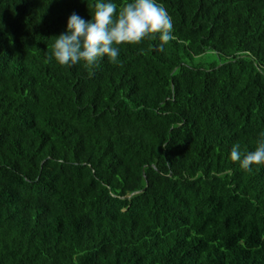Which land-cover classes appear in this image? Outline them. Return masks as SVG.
I'll return each instance as SVG.
<instances>
[{
  "label": "trees",
  "instance_id": "obj_1",
  "mask_svg": "<svg viewBox=\"0 0 264 264\" xmlns=\"http://www.w3.org/2000/svg\"><path fill=\"white\" fill-rule=\"evenodd\" d=\"M95 2L0 0V264H264V165L230 156L264 133V0H157L163 51L60 65Z\"/></svg>",
  "mask_w": 264,
  "mask_h": 264
},
{
  "label": "clouds",
  "instance_id": "obj_2",
  "mask_svg": "<svg viewBox=\"0 0 264 264\" xmlns=\"http://www.w3.org/2000/svg\"><path fill=\"white\" fill-rule=\"evenodd\" d=\"M91 20L76 13L68 18L67 31L56 36L52 54L62 66L81 61L85 67H96L105 56L119 63L121 44H140L145 39H159V50L174 39L172 18L157 0H129L119 11L112 0H96ZM51 59V57H50ZM254 151L241 153L240 145L231 149V160L251 172L253 166L264 165V133Z\"/></svg>",
  "mask_w": 264,
  "mask_h": 264
},
{
  "label": "rangeland",
  "instance_id": "obj_3",
  "mask_svg": "<svg viewBox=\"0 0 264 264\" xmlns=\"http://www.w3.org/2000/svg\"><path fill=\"white\" fill-rule=\"evenodd\" d=\"M194 61H195L194 63H196V64H199V63L210 64V63H213V62H218L219 58H218L217 54H215L212 51H209L206 54L195 58Z\"/></svg>",
  "mask_w": 264,
  "mask_h": 264
}]
</instances>
